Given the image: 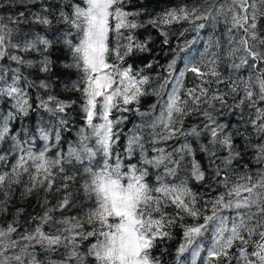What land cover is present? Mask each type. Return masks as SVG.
<instances>
[{
	"label": "snow or ice",
	"instance_id": "6c2138e0",
	"mask_svg": "<svg viewBox=\"0 0 264 264\" xmlns=\"http://www.w3.org/2000/svg\"><path fill=\"white\" fill-rule=\"evenodd\" d=\"M186 253L264 264V0H0V264Z\"/></svg>",
	"mask_w": 264,
	"mask_h": 264
},
{
	"label": "trees",
	"instance_id": "16d2710c",
	"mask_svg": "<svg viewBox=\"0 0 264 264\" xmlns=\"http://www.w3.org/2000/svg\"><path fill=\"white\" fill-rule=\"evenodd\" d=\"M55 2V0H54ZM145 4L150 8V9H155L159 10V8L166 6V0H144ZM58 27V25H53L52 28L45 29V32L49 34V38L53 39L54 41L56 39H59L60 35L62 33L60 32H55V29ZM54 33V34H53ZM41 34H45L44 32H41ZM52 58L56 61V64L54 66V71L57 75H62L63 79L67 78V73L66 70L61 67V64L65 62L64 60V53L60 51L59 46L56 47V49L53 51ZM43 75V74H41ZM59 90V89H58ZM171 243V251L173 253L175 252V246L179 243V233H177V237L174 241L170 242ZM187 256V262L186 264H192V257L189 253L185 254ZM169 264H174L173 260L169 258Z\"/></svg>",
	"mask_w": 264,
	"mask_h": 264
}]
</instances>
